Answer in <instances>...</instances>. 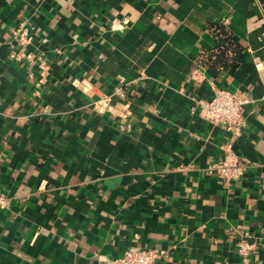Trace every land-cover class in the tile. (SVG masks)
<instances>
[{
    "label": "crops",
    "instance_id": "0c3cea01",
    "mask_svg": "<svg viewBox=\"0 0 264 264\" xmlns=\"http://www.w3.org/2000/svg\"><path fill=\"white\" fill-rule=\"evenodd\" d=\"M214 85L247 96L236 133ZM0 187V264H264V0H0Z\"/></svg>",
    "mask_w": 264,
    "mask_h": 264
},
{
    "label": "built area",
    "instance_id": "2783aa9c",
    "mask_svg": "<svg viewBox=\"0 0 264 264\" xmlns=\"http://www.w3.org/2000/svg\"><path fill=\"white\" fill-rule=\"evenodd\" d=\"M21 39L27 40L28 36L21 35ZM12 54L17 55L18 53L12 51ZM38 64L40 66L39 74L42 75L46 64L42 59ZM246 100L247 96L242 91L214 85L210 96L201 104L206 118L211 121L222 122L233 133H236L245 123L242 105ZM220 146L223 150L222 156L210 162L207 167L208 170L215 171L226 180L238 177L245 167L244 159L233 150L231 139H226ZM8 204L9 197L0 187V208L6 207ZM251 244L250 241L240 238L237 240V250L245 255ZM161 253L162 249L154 246L127 247L111 259V264H151L153 259Z\"/></svg>",
    "mask_w": 264,
    "mask_h": 264
},
{
    "label": "trees",
    "instance_id": "16d2710c",
    "mask_svg": "<svg viewBox=\"0 0 264 264\" xmlns=\"http://www.w3.org/2000/svg\"><path fill=\"white\" fill-rule=\"evenodd\" d=\"M212 33L216 38V46H224L225 44H228L230 41L228 31L225 28V26L221 22H217L213 24L212 27ZM217 55L218 58L223 57V52L220 50L218 52H215V56ZM236 62V61H234ZM231 61V64L234 63Z\"/></svg>",
    "mask_w": 264,
    "mask_h": 264
}]
</instances>
